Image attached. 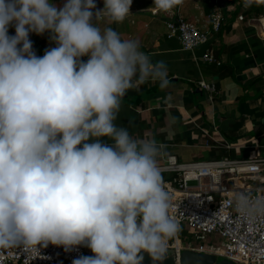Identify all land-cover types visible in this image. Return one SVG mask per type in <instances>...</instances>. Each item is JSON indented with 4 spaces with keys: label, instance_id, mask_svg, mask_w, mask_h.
<instances>
[{
    "label": "clouds",
    "instance_id": "obj_1",
    "mask_svg": "<svg viewBox=\"0 0 264 264\" xmlns=\"http://www.w3.org/2000/svg\"><path fill=\"white\" fill-rule=\"evenodd\" d=\"M103 3L94 13L95 0H0V249L83 245L94 255L73 264H142L141 252L155 264L182 230L158 163L164 145L115 123L130 89L168 87L167 66L98 26L105 15L122 23L133 0ZM45 32L56 47L37 56L29 34ZM234 199L242 214H264V199Z\"/></svg>",
    "mask_w": 264,
    "mask_h": 264
},
{
    "label": "crops",
    "instance_id": "obj_2",
    "mask_svg": "<svg viewBox=\"0 0 264 264\" xmlns=\"http://www.w3.org/2000/svg\"><path fill=\"white\" fill-rule=\"evenodd\" d=\"M176 7L165 12L156 9L154 0H133L122 23H111L106 15L100 20L102 31L111 27L122 39L139 41L140 50L153 63L163 61L167 66L168 87L150 91L159 81H149L130 89L121 101L115 123L126 127L134 139L154 138L164 145L159 167L169 155L180 162L264 158L261 4L245 9L242 0H183L180 12L184 19L203 30L210 26L212 14L224 17L220 32L206 47L193 52L181 50L177 38H167L165 22ZM45 35L33 39L37 56L55 45L45 40ZM206 48L218 63L203 62ZM200 80L214 84L217 93L213 100L200 89ZM100 140L113 143L108 137ZM161 173L164 180L172 177Z\"/></svg>",
    "mask_w": 264,
    "mask_h": 264
},
{
    "label": "built area",
    "instance_id": "obj_3",
    "mask_svg": "<svg viewBox=\"0 0 264 264\" xmlns=\"http://www.w3.org/2000/svg\"><path fill=\"white\" fill-rule=\"evenodd\" d=\"M182 4L168 14L167 38H177L181 50L193 52L206 47L214 34L220 32L224 17L220 13L212 14L210 26L203 30L184 19L180 12ZM261 7L264 18V3ZM238 18L242 20L243 16ZM87 59L81 57L84 62ZM201 59L208 64L218 63L207 48ZM198 85L210 100L216 97L213 83L200 80ZM160 169L172 174L171 179H163L173 204L169 214L180 221L181 231L190 229L192 233V241L185 245L178 234L168 242V250L178 254L184 250L213 254L235 264H264V214H242L234 199L237 193L264 199V158L180 162L176 156L169 155ZM38 248L39 251L0 249V264H73L90 249L81 245L65 251L63 246L51 244Z\"/></svg>",
    "mask_w": 264,
    "mask_h": 264
},
{
    "label": "water",
    "instance_id": "obj_4",
    "mask_svg": "<svg viewBox=\"0 0 264 264\" xmlns=\"http://www.w3.org/2000/svg\"><path fill=\"white\" fill-rule=\"evenodd\" d=\"M160 86H153L150 91H155L159 89ZM126 95L123 97L125 98ZM140 255H143L144 259L142 264H154L152 258L146 252H141ZM155 264H235L234 262L220 258L218 259L213 254L208 253H198L192 250H184L178 254L174 250H168L163 261L155 262Z\"/></svg>",
    "mask_w": 264,
    "mask_h": 264
},
{
    "label": "rangeland",
    "instance_id": "obj_5",
    "mask_svg": "<svg viewBox=\"0 0 264 264\" xmlns=\"http://www.w3.org/2000/svg\"><path fill=\"white\" fill-rule=\"evenodd\" d=\"M52 3L56 4L58 7H62L64 4V0H51ZM96 3V9L93 10V12L95 13L96 11H100L103 9L104 7V3L103 0H95ZM103 18H106L105 16H103ZM101 23L100 20L98 21V26L100 27ZM46 34V32L44 33ZM8 35L9 36H14L15 35V27L13 25H10L8 28ZM38 35L35 33H30L29 34V39L32 41L35 37H37ZM33 42H35L34 40L32 41V45ZM35 49V53H37V47L35 45H33V50ZM250 184L252 185H258V182H250ZM179 238L182 242L183 245H185L186 243L192 241V233L190 229L187 230H183L179 233ZM94 253L91 251V249H88L85 253V256H93Z\"/></svg>",
    "mask_w": 264,
    "mask_h": 264
},
{
    "label": "trees",
    "instance_id": "obj_6",
    "mask_svg": "<svg viewBox=\"0 0 264 264\" xmlns=\"http://www.w3.org/2000/svg\"><path fill=\"white\" fill-rule=\"evenodd\" d=\"M50 33H46V35H45V40H47V41H51L52 42V40L50 39Z\"/></svg>",
    "mask_w": 264,
    "mask_h": 264
}]
</instances>
